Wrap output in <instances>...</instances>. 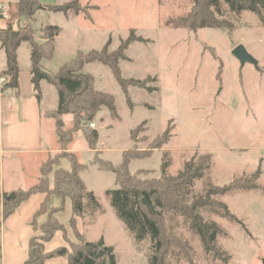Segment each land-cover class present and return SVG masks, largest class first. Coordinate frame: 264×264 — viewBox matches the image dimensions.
<instances>
[{
	"label": "rangeland",
	"instance_id": "obj_1",
	"mask_svg": "<svg viewBox=\"0 0 264 264\" xmlns=\"http://www.w3.org/2000/svg\"><path fill=\"white\" fill-rule=\"evenodd\" d=\"M73 1L77 2V13L48 10ZM38 2L43 9L26 21L19 16L16 1L11 0V19L6 26L29 29L40 44L44 42L42 31L46 26L61 29L55 38L52 58L41 64L49 74H55L78 51H99L106 44L108 51H115L131 30L148 41L131 45L125 53L127 60L119 62L122 78L144 82V89L128 87L132 108L110 69L100 63L85 65L83 71L93 77L94 87L113 97L117 118L101 107L84 126L98 133L93 150L78 131L64 151L57 146V152L47 155L57 158L73 154L78 163L85 165L79 176L99 205L93 209L84 201L83 217L76 221L74 229L68 224L70 210L64 208L60 222L67 228V240L78 244L76 234L87 243L102 238L104 246L113 248L116 264H148L149 239L137 244L116 216L106 195V191L117 188L115 177L92 164V160L116 166L123 153L135 150L146 157L130 161V174L143 171L139 179L158 180L175 176L194 156L207 154L210 168L188 194H183L187 204L208 187L228 185L257 169L261 171L257 181L261 190L220 198L235 222L203 211L205 218L216 222L226 233L217 237V245L228 255L227 260L218 254L217 258L206 255L198 237L188 230L187 222L164 211L170 232L186 243L189 257L185 260L180 254H173L166 259L167 264H264V27L258 18L243 12L238 17H228L233 27L230 32L210 28L192 32L165 26L168 20L184 16L191 0ZM238 45L244 47L257 66L240 65L231 53ZM25 64L22 50V89L28 83ZM51 104L48 92L46 105ZM63 122L65 127L72 126L70 116L63 117ZM168 128V142L156 148ZM60 163L69 169L67 160Z\"/></svg>",
	"mask_w": 264,
	"mask_h": 264
},
{
	"label": "trees",
	"instance_id": "obj_2",
	"mask_svg": "<svg viewBox=\"0 0 264 264\" xmlns=\"http://www.w3.org/2000/svg\"><path fill=\"white\" fill-rule=\"evenodd\" d=\"M15 1L19 16L26 21H30L38 11L43 9L38 0ZM76 4L77 2L73 1L63 6L48 7V10L64 14L72 11L77 13L74 7ZM243 12L254 14L261 27H264V0H191L188 12L184 16L168 20L165 26L174 30L186 29L192 32L204 28L230 32L233 27L228 17H238ZM60 32L59 27L46 26L42 31L44 42L40 44L33 39L29 29L14 30L10 25L1 29L0 49L5 58L1 76L6 79L2 90L18 89L20 70L17 50L23 43H26L30 51L29 73L35 98L38 101L40 99L41 82L53 87L57 94V106L47 115L54 121L59 151H64L70 145L73 134L78 131L82 132L88 148L93 150L98 141V133L84 126L95 118L103 106L114 118H117V113L113 97L94 87V79L83 71L84 66L100 63L110 69L125 96L128 107L132 108L128 87L144 89V82L122 78L119 62L127 60L125 53L131 45L148 43V41L135 36V31L131 30L128 37L120 42L115 51H108V44L99 51L91 50L86 53L78 51L75 57L63 64L55 74H49L43 70L41 62L52 58L55 38ZM64 116L71 117V127H65ZM169 138L170 129L168 128L162 134L156 148L165 145ZM145 157L146 155L132 150L123 153L121 163L116 166L94 160L92 164H98L99 169L109 171L114 175L117 188L106 191L110 206L134 236L137 244L149 239L148 264H167L166 259L173 257V254H180L183 259L189 260L186 243L181 241L178 235L170 232L164 211L187 222L188 230L198 237L206 255L217 258L218 254L224 256L226 260L229 259L228 255L217 245V237L225 236V231L213 220L205 218L203 211L206 210L216 217L235 222V218L220 198L231 194L261 190L257 183L261 174L260 169L249 176L236 178L228 185L210 186L203 194L197 195L190 204H187L183 199V194H188L194 183L204 177L210 168V156L207 154L194 156L183 164L175 176H165L158 180L139 179V176L144 174L143 171L130 174L128 170L130 161ZM61 160H67L68 170L62 167ZM164 166V164L161 165L162 171ZM84 169L85 165L78 163L73 154L57 158L47 157L40 165L39 177L34 185L26 190L3 192L0 195L2 221L10 217L30 196L37 193L46 196L34 217L35 222L38 216H46L44 223L40 226L41 234L30 239L27 259L23 264H46L48 260L60 257L66 258V264H116L113 248L104 246L102 238L95 243H87L76 234L79 243H70L65 236L63 224L55 217L57 213L64 210V202L68 199L71 203L69 225L74 229L76 221L83 217L84 201L88 202L93 209L99 207L93 194L86 191L79 176ZM50 177H52V184ZM51 196H56L60 200V205L48 209ZM56 232L62 234L68 247H58L47 253L44 251L43 244L49 242Z\"/></svg>",
	"mask_w": 264,
	"mask_h": 264
},
{
	"label": "crops",
	"instance_id": "obj_3",
	"mask_svg": "<svg viewBox=\"0 0 264 264\" xmlns=\"http://www.w3.org/2000/svg\"><path fill=\"white\" fill-rule=\"evenodd\" d=\"M10 2L11 0H0V4L10 5ZM6 24L7 22L0 20V30L4 29ZM22 50L26 58L24 72L28 77L27 87L22 89L20 67L18 89L2 90L0 87V195L3 192L26 190L34 185L39 177L40 165L48 154L57 152L58 146L54 121L47 115L57 106L56 91L54 94L53 87L41 82L40 99L38 101L35 98L29 73L30 51L26 43L17 50L18 66ZM43 62L44 60L41 64ZM4 64V53L0 49V76ZM48 92L52 96L51 106L46 105ZM50 182L52 184V177ZM45 198V194L41 193L30 196L4 221L1 218L0 205V264H23L27 259L28 243L31 238L41 234L40 226L46 219L45 215H41L35 218L34 222V217ZM59 205L60 200L56 196H51L48 209ZM64 208H69L71 217V203L68 199L64 202ZM60 215L61 212L55 216L59 222ZM63 226L67 230L64 224ZM43 247L48 253L58 247H67V243L62 234L56 232ZM46 264H66V258H54L48 260Z\"/></svg>",
	"mask_w": 264,
	"mask_h": 264
},
{
	"label": "water",
	"instance_id": "obj_4",
	"mask_svg": "<svg viewBox=\"0 0 264 264\" xmlns=\"http://www.w3.org/2000/svg\"><path fill=\"white\" fill-rule=\"evenodd\" d=\"M231 53L239 61L241 66L245 65L246 63L257 66L256 61L246 52L243 46H236L233 48Z\"/></svg>",
	"mask_w": 264,
	"mask_h": 264
},
{
	"label": "built area",
	"instance_id": "obj_5",
	"mask_svg": "<svg viewBox=\"0 0 264 264\" xmlns=\"http://www.w3.org/2000/svg\"><path fill=\"white\" fill-rule=\"evenodd\" d=\"M11 19V7L10 5L0 4V20L8 22ZM6 79L0 76V87L5 84Z\"/></svg>",
	"mask_w": 264,
	"mask_h": 264
}]
</instances>
